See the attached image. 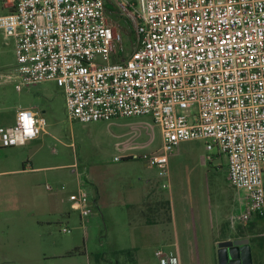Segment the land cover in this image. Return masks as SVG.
I'll return each mask as SVG.
<instances>
[{
	"label": "built area",
	"instance_id": "2783aa9c",
	"mask_svg": "<svg viewBox=\"0 0 264 264\" xmlns=\"http://www.w3.org/2000/svg\"><path fill=\"white\" fill-rule=\"evenodd\" d=\"M3 6L0 31L15 44L18 90L55 82L68 119L83 124L150 116L161 129V148L114 159H144L165 178L178 145L204 141L227 157L232 187L248 195L232 222L264 218V0H3ZM115 14L130 19L138 38L127 57L119 54L121 29L109 20ZM46 126L39 109H20L13 125L0 127V142L24 146ZM68 199L82 220L92 214L82 187ZM156 255L161 264H179Z\"/></svg>",
	"mask_w": 264,
	"mask_h": 264
},
{
	"label": "rangeland",
	"instance_id": "374dc122",
	"mask_svg": "<svg viewBox=\"0 0 264 264\" xmlns=\"http://www.w3.org/2000/svg\"><path fill=\"white\" fill-rule=\"evenodd\" d=\"M5 13L0 0V15ZM109 20L121 29L119 54L127 57L138 41L133 25L122 14L109 15ZM15 66L14 41L0 31V127L13 125L18 110L37 108L44 111L49 134L24 146L3 147L0 142V264H130V257L119 252L133 248L134 229L142 219H158L149 209L157 203L166 204L168 213L172 208L181 234L190 226L196 236L198 210L209 233L231 227L239 194L228 179L227 157L218 155L217 148L206 152L204 141L181 143L170 157L169 178L144 159L115 161L122 154L161 148V129L150 116L121 119L135 124L121 132L116 121L72 128L62 89L43 82L18 90ZM201 156L212 159L203 165ZM79 185L93 210L84 220L68 199ZM255 224L264 231V218H256ZM65 228L71 232L64 233ZM61 245H74L79 253L71 261L49 258ZM195 249L199 264L197 245Z\"/></svg>",
	"mask_w": 264,
	"mask_h": 264
},
{
	"label": "crops",
	"instance_id": "0c3cea01",
	"mask_svg": "<svg viewBox=\"0 0 264 264\" xmlns=\"http://www.w3.org/2000/svg\"><path fill=\"white\" fill-rule=\"evenodd\" d=\"M41 112L42 114H44V111ZM121 119H126V118L117 119L115 120L117 124L114 123V126L119 128L120 130L119 132L123 131V129H125L128 126L135 125L133 122L126 120L124 121ZM70 122L73 123L72 128L79 127L80 125L81 126L89 125V124L80 123L78 121H70ZM97 123H103V122H97ZM45 134H49L47 126L45 128V131L41 135H45ZM122 135L124 134L121 135L119 134L118 136H122ZM38 139L39 138H37L36 140ZM213 150H207V148L205 147L206 152L208 151L210 152ZM218 155L221 154L218 152ZM199 159L200 162L204 165L207 164V160H210L212 158L208 156L206 157L201 156ZM72 166L76 167V164H73ZM80 187L81 185H79V188ZM237 193L239 194L238 196L239 209L236 214L230 217L231 222L234 216L244 211L246 204L248 202V195L245 192L241 191ZM165 206L166 204L164 205V203H160V204L157 203L154 207L149 208L154 211V215H157L158 219L154 220L152 217L150 218L145 217V219L141 220L139 225L135 226L134 233H135L136 242L133 248L130 249V252L128 251L129 253H127V255L130 257V261H127V263L161 264L160 257L156 255V252L162 251L165 256L172 255L176 257L179 261V264H195V253H196L195 245H197L199 248L198 250L199 264H202L201 260H203L204 264H218L217 253H218V244L220 242L247 238L249 239L251 245L253 264H263L264 231H259L255 224V219L260 217L253 218L247 224L232 222L231 227L224 228L223 226H221L220 228L217 229V232L214 233V231H212L209 233L208 231L209 229L203 226L204 216L202 212L198 210L196 213L194 212V218L196 221L200 223V230L196 231V236L194 237L192 236L193 232L190 231L191 230L190 226L183 228L182 234L180 233L172 208L170 207L169 210L170 212L168 213ZM67 216L70 217L71 213L67 212ZM141 216H146L144 210H142ZM211 233H213V235H211ZM194 238L196 239V241H194ZM73 246L74 245L58 246L56 248L58 251L56 253H51L49 255L50 256L49 258L62 262L71 261V259L77 256V255L68 256V254L74 251L75 247ZM122 251L125 252L127 250L121 249L120 252ZM45 256L48 255L45 254ZM117 264H119V262Z\"/></svg>",
	"mask_w": 264,
	"mask_h": 264
},
{
	"label": "water",
	"instance_id": "95a60500",
	"mask_svg": "<svg viewBox=\"0 0 264 264\" xmlns=\"http://www.w3.org/2000/svg\"><path fill=\"white\" fill-rule=\"evenodd\" d=\"M218 262L219 264H253L249 239L220 242L218 244Z\"/></svg>",
	"mask_w": 264,
	"mask_h": 264
},
{
	"label": "trees",
	"instance_id": "16d2710c",
	"mask_svg": "<svg viewBox=\"0 0 264 264\" xmlns=\"http://www.w3.org/2000/svg\"><path fill=\"white\" fill-rule=\"evenodd\" d=\"M132 32H134V31H132ZM77 253H79V251L78 250H74L73 252H71L70 254H68V256H74V255H77ZM120 254H127V253H129L128 251H122V252H119Z\"/></svg>",
	"mask_w": 264,
	"mask_h": 264
}]
</instances>
